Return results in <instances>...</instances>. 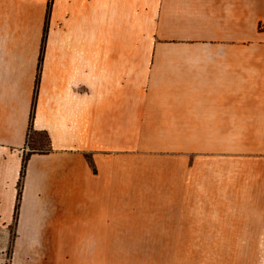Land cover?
Here are the masks:
<instances>
[{"label": "crops", "instance_id": "0c3cea01", "mask_svg": "<svg viewBox=\"0 0 264 264\" xmlns=\"http://www.w3.org/2000/svg\"><path fill=\"white\" fill-rule=\"evenodd\" d=\"M10 226L55 264H264V0H0Z\"/></svg>", "mask_w": 264, "mask_h": 264}, {"label": "rangeland", "instance_id": "374dc122", "mask_svg": "<svg viewBox=\"0 0 264 264\" xmlns=\"http://www.w3.org/2000/svg\"><path fill=\"white\" fill-rule=\"evenodd\" d=\"M41 139L44 141L45 136L42 135ZM32 145L30 142L29 146ZM26 248H28V254L32 256L28 257ZM37 255L36 252L29 251V244L16 241L13 226L0 227V264H55L54 260H42L35 257Z\"/></svg>", "mask_w": 264, "mask_h": 264}, {"label": "trees", "instance_id": "16d2710c", "mask_svg": "<svg viewBox=\"0 0 264 264\" xmlns=\"http://www.w3.org/2000/svg\"><path fill=\"white\" fill-rule=\"evenodd\" d=\"M29 129L31 130V126H30ZM29 134H30V131L28 132V136H29ZM24 163H25V157L23 158V161H22V166H21V171H20V178L18 180V188H17L15 212H14L15 214L17 213L18 203H19V198H20V193H21V176L23 174Z\"/></svg>", "mask_w": 264, "mask_h": 264}]
</instances>
